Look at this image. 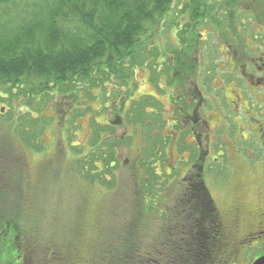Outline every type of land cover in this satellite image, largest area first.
Masks as SVG:
<instances>
[{"label": "trees", "instance_id": "obj_1", "mask_svg": "<svg viewBox=\"0 0 264 264\" xmlns=\"http://www.w3.org/2000/svg\"><path fill=\"white\" fill-rule=\"evenodd\" d=\"M251 1L0 0L1 99L22 101L26 107L13 130L25 146L42 151L43 130L51 120L43 114L50 103L64 99L72 107L71 116H83L90 110L81 103V96L90 100L94 89L104 91L108 84L128 91L126 100L132 105L126 121L141 128L145 140L142 158L130 166L132 193L128 199L124 197V207L118 208L116 199H123L121 194L126 189L115 172L120 167L117 143L104 140L100 125H95L89 143L92 150L87 159L79 158L77 171L106 191L116 204L104 229L94 233V247L86 249L88 225L83 210L62 231L50 229L52 218L41 224L44 218L40 211L25 205L26 172L20 167L10 175L6 173V151L1 149L7 144L0 141V264L222 263L220 253L225 251L227 238L223 239L221 215L203 176L209 173L222 179L227 173L225 167L207 163L205 169L199 166V173L183 181L177 175L178 164L165 162L170 148L177 149L180 138L192 135L190 126L199 125L201 101L186 90L180 93L168 130L157 99H133L135 75L147 68L155 76H166L169 87L177 86L178 80L171 83L173 66L180 64L186 48H195L196 29L202 25L219 29L231 49L244 47L245 40L240 38L244 34L264 49V32H251L244 22L245 17L254 16L256 21L263 18L249 6ZM237 25L241 32H237ZM172 32L179 38L177 45L169 41ZM162 33L167 39L160 43ZM194 111L199 113L193 115ZM107 128L113 129V125ZM97 161L104 169L96 165ZM178 163L189 165L187 161ZM169 191L174 198L168 196ZM13 195L17 204L11 202ZM116 209H120L119 215ZM43 226L49 228L45 233L49 235L38 233Z\"/></svg>", "mask_w": 264, "mask_h": 264}, {"label": "rangeland", "instance_id": "obj_2", "mask_svg": "<svg viewBox=\"0 0 264 264\" xmlns=\"http://www.w3.org/2000/svg\"><path fill=\"white\" fill-rule=\"evenodd\" d=\"M248 4L254 8L253 10H258L263 18L260 19L261 21H256L257 18H254V16L252 18L245 17L244 22L251 27V32L256 31L263 34L264 0H253ZM239 26L237 25V32H241ZM225 29L227 32H231L229 27ZM196 31L198 36L194 38L196 39L194 40L195 48L192 49L191 46L183 51L185 55L182 56L180 64H174V71L170 74L171 83L174 84L178 80L177 86L169 87L170 82L166 76H155L147 68L139 69L135 75L136 88L133 99L139 100L143 96H151L157 99L159 105H162L163 118L168 124V130L172 127V118L177 108L175 98H178V95H182L180 93L186 90L190 95L197 97L201 101H203V97L205 100L207 99V104L201 108L199 113L200 121L202 120L203 122L199 123L201 126L194 127L197 132V139L202 145V151H196V146L191 145V142H196V136L192 134L187 138H180L176 143L179 145L180 142V146L176 145L177 149H174V147L170 148L171 150L167 154L169 160L166 157L167 160L165 162L174 166L178 164L180 170L177 175L180 180L184 181L189 176L193 177L199 173L201 171L199 166L206 165L204 162L205 157L202 158L206 151H208L210 157L216 158L217 154H219V147L224 145L225 150H228H226V155L229 153L235 159L237 158L234 162L235 171L222 179L215 174L206 173L203 176V181H205L208 191L213 196L218 212L225 213L236 200H240L241 203L246 205L248 204L250 210H254L264 203L263 179L260 178L261 174L258 173L262 169L259 166V162L256 165H252L245 157L248 153L254 157L259 156L262 152V147L259 136H256V134L251 136L249 126L243 120H246L247 117L256 118L258 115H255L256 113L251 107L246 108V110L248 109L246 112H237L235 121L242 125V134L237 131L238 127L234 126L232 121L224 122L223 111L220 110V107L215 108V102L220 101L222 98L221 106L229 111L230 108L226 106L227 102L235 100L230 95V92H226L222 88L223 86L225 87L226 81L232 77L229 72H226L229 68V63H231V57L236 58V53L240 54V51L237 48H229L230 44L222 37L224 34L219 29L213 30L208 25H202ZM174 34V32L168 34L169 41L173 45H177L180 41ZM240 38L245 40L244 47L252 50L250 52L246 51L248 57L249 55L254 56V50L257 48L263 50L262 45L255 42L251 36L244 34ZM166 39L165 33H162L158 38V42L163 43ZM238 46L236 45V47ZM188 61L190 64L186 66L185 62ZM161 65L162 62L159 61L158 67H161ZM125 89L123 87L120 88L119 85L108 84L104 90L105 92L101 91V89H94V98L90 100L82 95L81 103H84L85 108H88L90 112L85 113L83 116L77 114L75 118L74 115L71 116V105L64 103V99H59L58 104L55 102L50 103L43 114L50 117L51 120L43 130L41 137L43 149L40 152L25 146L21 137H18L19 135L13 131L14 127H16V118L26 111V107L22 105L23 102L14 100L9 103L7 100L1 99V96H4V92L0 89V141L2 143L5 141L7 144L1 149L6 151L5 162L3 163L6 173L10 175L15 170L14 168L19 169L20 167L25 170L26 178H24V183L26 187L24 190L27 197L25 205L32 210L40 211L43 215L41 219L44 218L41 224H46V221L49 223V219L52 218L53 223L50 225V229L53 231H62L65 226L70 227L73 222V216L82 215L83 210L84 215L87 217L88 225L84 249L90 246L94 247V233H97L99 228H103L105 222L111 218V212L114 211L113 205L116 204L114 201L112 202V198L106 191L101 190V187L97 186V184L94 185L85 180L81 176L82 174L80 175L77 171L76 164L80 160L79 158L87 159L92 150L89 143L92 139L95 125H100V133L104 140L110 139L117 143L116 155L120 161V167L115 172L118 180L122 183L121 185H124L126 189V193L121 194L123 199L115 200L118 208L124 207L128 199L127 196L132 193L130 191L133 181L129 179L130 166L133 162L135 163V161H139L142 158L141 151L145 146L143 131L139 127L131 126L126 121L127 111H129L132 104L131 101L126 100L128 91ZM223 92L227 95L228 100H223L221 96ZM235 93L238 94L237 91ZM171 95L175 96L173 97L174 99L170 98ZM261 97H264V95H260L258 98ZM244 101L248 102L245 99ZM261 109L264 111V108L261 107ZM147 110L149 112L153 111L152 108ZM230 113L232 116V111ZM12 119L14 123H11ZM220 123L226 126L220 125ZM112 125L113 129L107 128V126ZM169 133V131H166L165 135H169ZM241 134L244 138H252L251 142H249L250 145L242 143V152L238 153L230 146V143L223 144L225 139L240 138ZM179 135L181 136L180 133L176 136L180 137ZM80 151L81 154L78 156L77 154ZM194 152L196 153L195 156L193 155ZM185 161L189 162L188 166L182 167L178 163H185ZM96 165L104 169V165L100 161H97ZM160 170L163 171L164 168H160ZM239 181H242L240 187L238 186ZM168 196L174 198L173 193L170 191ZM16 199V196L13 195L11 202L17 204ZM119 210L116 209L115 211L118 215L120 214ZM55 214L58 217L54 218ZM244 224L243 227L246 230V221ZM47 229L49 228L39 229L38 233L41 235L45 234ZM63 234L64 236L68 235L65 231H63ZM256 247V242H252L248 246H241L237 252L233 250L235 247L230 245L228 249L231 252L225 251L220 254H222L224 259L229 253L228 264L234 262L233 257L235 259L238 257L241 264H249L255 258ZM225 249H227L226 245Z\"/></svg>", "mask_w": 264, "mask_h": 264}, {"label": "flooded vegetation", "instance_id": "obj_3", "mask_svg": "<svg viewBox=\"0 0 264 264\" xmlns=\"http://www.w3.org/2000/svg\"><path fill=\"white\" fill-rule=\"evenodd\" d=\"M246 51L250 52L252 50L247 49L245 47H241V56L238 57L239 54L236 53V58L231 57V63H229V68L226 71L229 72L230 76L232 77L226 81L227 83L225 84V87L223 86L222 90L230 92V95H232L235 99L233 102H227L226 106L229 107L230 110L227 111L226 109H224L223 106H221L222 98L220 99V101L218 100L217 102H215V108L220 107V110L223 111L222 117L224 119V122L226 123L232 121V124L238 127L237 131L240 133H242L243 130L241 129L242 125L235 121L237 112H246L248 111V109L246 110V108L251 107V109H254L256 113L255 115H258L256 118L247 117V119L243 121L248 124L247 126H249V129L251 130V136H254L255 134L256 136H259V139L261 141L262 152L259 156L255 157L248 153L245 158H247L248 162H250L252 165H256L259 162V166L262 170L258 173L261 174L260 178L263 179L262 181L264 188V111L263 109H261V107L264 108V97L258 98L260 95H264V49L259 50L257 48L256 50H254V56L249 55V57L246 54ZM235 91H237L238 94H236ZM192 96L193 95H191V97ZM221 96L223 97V100H228V97L225 92H223V95ZM244 99L247 100L250 104L248 102H245ZM206 104L207 99L205 100L203 97V101H201L200 107L202 108ZM231 111L232 116L230 113ZM197 113L199 112L194 111L193 115ZM198 120L199 123L203 122L202 120L200 121V118ZM220 125L226 126L225 124L221 123ZM198 126H201V124H199ZM190 129L192 130V134L196 136V129ZM242 134L240 138H234L231 140L229 138L225 139L223 144L230 143V146L234 148L238 153L242 152V143L250 145L249 142H251L252 140V138H244ZM197 138L198 137L196 136V142H191V145L197 146L198 144V147H200V141ZM224 147V145H221L219 147V154H217L216 158L210 157L208 151H206L205 155H203L202 158L205 157L204 162L206 165L207 163L208 165H211L212 163L220 165V167L223 169L225 167L224 173L225 171L227 172L225 174L226 178L227 175L229 176L230 173H233L235 171L234 162L237 160V158L235 159L233 156L229 155V153L226 155L227 149L225 150ZM206 165L204 166V169ZM241 184L242 181H239L238 186L240 187ZM220 215L222 220L221 227L224 232L223 239L227 238L225 240L227 243V249H225V251L231 252V250L228 249V246L231 245L236 248H233V250H236L238 252V249L240 250L241 246H248L252 242H256L257 253H255V258L251 262H249V264H254V262H256L258 259L260 260V258L264 257V203L261 204L258 208L250 210L248 204L246 205L244 203H241L240 200H236L233 205H230V207L226 210L225 213L221 212ZM245 221L246 224L248 222H251L247 224L246 230L243 227L245 225ZM229 259L230 255L229 253H227L226 257L224 259L222 258V263L220 264H228ZM232 259H234V262L232 264H241V261L240 259H238V257L236 258L237 260L234 257Z\"/></svg>", "mask_w": 264, "mask_h": 264}, {"label": "water", "instance_id": "obj_4", "mask_svg": "<svg viewBox=\"0 0 264 264\" xmlns=\"http://www.w3.org/2000/svg\"><path fill=\"white\" fill-rule=\"evenodd\" d=\"M254 264H264V257L260 258V260L258 259Z\"/></svg>", "mask_w": 264, "mask_h": 264}]
</instances>
